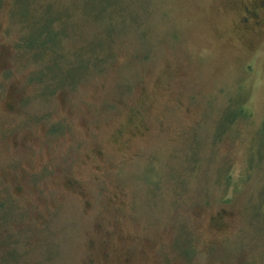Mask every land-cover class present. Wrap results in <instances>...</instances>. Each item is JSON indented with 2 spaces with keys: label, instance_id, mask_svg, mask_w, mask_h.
Masks as SVG:
<instances>
[{
  "label": "rangeland",
  "instance_id": "obj_1",
  "mask_svg": "<svg viewBox=\"0 0 264 264\" xmlns=\"http://www.w3.org/2000/svg\"><path fill=\"white\" fill-rule=\"evenodd\" d=\"M0 264H264V0H0Z\"/></svg>",
  "mask_w": 264,
  "mask_h": 264
},
{
  "label": "trees",
  "instance_id": "obj_2",
  "mask_svg": "<svg viewBox=\"0 0 264 264\" xmlns=\"http://www.w3.org/2000/svg\"><path fill=\"white\" fill-rule=\"evenodd\" d=\"M42 40L41 41H37V42H34L33 45H30L29 43L27 44L28 46H34V45H39V43H41L43 46H48L49 43H47L45 40H46V37H43L41 38ZM27 43V42H26Z\"/></svg>",
  "mask_w": 264,
  "mask_h": 264
},
{
  "label": "flooded vegetation",
  "instance_id": "obj_3",
  "mask_svg": "<svg viewBox=\"0 0 264 264\" xmlns=\"http://www.w3.org/2000/svg\"><path fill=\"white\" fill-rule=\"evenodd\" d=\"M249 14H250V13H249ZM249 14H248V15H249Z\"/></svg>",
  "mask_w": 264,
  "mask_h": 264
}]
</instances>
